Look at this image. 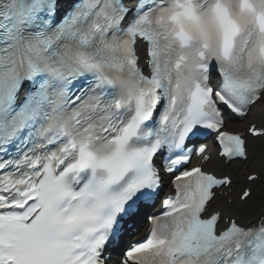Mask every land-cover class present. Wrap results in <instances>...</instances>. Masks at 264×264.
Here are the masks:
<instances>
[{
	"label": "snow or ice",
	"instance_id": "obj_1",
	"mask_svg": "<svg viewBox=\"0 0 264 264\" xmlns=\"http://www.w3.org/2000/svg\"><path fill=\"white\" fill-rule=\"evenodd\" d=\"M0 264H264V0H0Z\"/></svg>",
	"mask_w": 264,
	"mask_h": 264
}]
</instances>
